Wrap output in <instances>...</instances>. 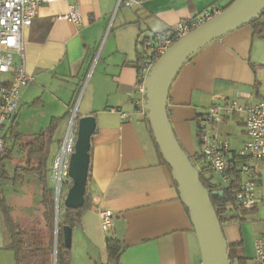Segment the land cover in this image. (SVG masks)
Here are the masks:
<instances>
[{
    "label": "crops",
    "instance_id": "0c3cea01",
    "mask_svg": "<svg viewBox=\"0 0 264 264\" xmlns=\"http://www.w3.org/2000/svg\"><path fill=\"white\" fill-rule=\"evenodd\" d=\"M232 1L142 0L133 8H117L116 0H46L23 30L25 68L33 79L22 89L19 108L4 129L6 148L12 151L8 174L25 161L22 140L58 120L47 149L49 177L60 143L58 139L53 149L55 132L65 124L79 92L76 116L95 118L86 184L92 206L72 230L70 264H104L105 240L111 233L126 247L120 264H203L198 236L170 172L160 162L149 130L130 99L139 54L156 33L167 32L210 6L221 11ZM69 4L79 9L78 25L64 17ZM259 23L258 31L245 24L208 43L183 64L171 83L168 118L192 161L199 151L198 118L214 98L237 97L244 104L264 98V13ZM17 59L14 55V62ZM10 77L0 74V85ZM31 113L33 121L29 122ZM217 131L233 150L246 139L240 116L225 118ZM212 177L218 181L217 176ZM34 183L37 187L36 177L27 174L20 185H2L10 211L18 206L14 202L29 201L25 186ZM255 194L254 208L228 205L225 209L222 230L229 264H260L254 259V242L264 236V162L259 166ZM38 200L37 187L30 198L29 216L42 225ZM100 210L112 213L113 226L108 232L100 226ZM8 242L0 210V264H15Z\"/></svg>",
    "mask_w": 264,
    "mask_h": 264
},
{
    "label": "built area",
    "instance_id": "2783aa9c",
    "mask_svg": "<svg viewBox=\"0 0 264 264\" xmlns=\"http://www.w3.org/2000/svg\"><path fill=\"white\" fill-rule=\"evenodd\" d=\"M46 0H0V74L9 73L10 79L0 85V154L4 152L6 141L4 129L13 119L19 108L22 89L33 76L26 70L24 63L23 30L30 26L38 8ZM142 0H116V7L133 8ZM220 12L210 6L201 13L181 20L167 32L156 33L152 41L139 54L136 65V80L130 102L140 117H145L147 81L150 70L158 58L179 38L200 26ZM79 9L74 4L67 6L64 17L71 23L79 24ZM14 55L17 62H14ZM75 112H73L74 115ZM73 115L63 139L56 149L51 163L49 179L54 200L60 202L66 188L71 185L68 175L70 155L76 141V123ZM240 116L246 139L241 147L233 150L227 138L221 136L217 126L225 118ZM197 140L198 156L194 166L198 172L218 177L215 184L231 189V198L236 207L250 210L257 204L255 189L259 184V166L264 162V98L253 103H241L237 97L214 98L206 113L198 118ZM65 197V196H64ZM100 226L108 232L113 226L110 210H100ZM254 259L264 264V236L255 239Z\"/></svg>",
    "mask_w": 264,
    "mask_h": 264
},
{
    "label": "water",
    "instance_id": "95a60500",
    "mask_svg": "<svg viewBox=\"0 0 264 264\" xmlns=\"http://www.w3.org/2000/svg\"><path fill=\"white\" fill-rule=\"evenodd\" d=\"M264 10V0H233L217 15L176 40L153 64L146 94V111L152 136L170 169L179 199L187 209L203 256V264H229L227 241L199 172L180 146L167 114L168 92L183 64L198 50L228 32L248 24ZM76 141L70 155L68 175L71 185L63 199L67 209L83 204L89 167L90 137L95 130L93 115L76 117ZM53 263L56 261L57 200L55 199ZM72 228L66 226L63 245L71 248Z\"/></svg>",
    "mask_w": 264,
    "mask_h": 264
},
{
    "label": "trees",
    "instance_id": "16d2710c",
    "mask_svg": "<svg viewBox=\"0 0 264 264\" xmlns=\"http://www.w3.org/2000/svg\"><path fill=\"white\" fill-rule=\"evenodd\" d=\"M264 10L256 18H253L248 24L252 25L255 30L261 28L259 18L263 15ZM148 123V130L150 133L152 144L155 148L156 154L160 160L169 170V167L165 164L155 140L152 136L151 127L148 121L147 114L145 116ZM58 120L50 122L49 126L38 134L32 135L29 139H26L23 148L26 152L28 165H17L14 168L13 174L10 176L7 170L4 168V160H10L11 150H8L5 146L4 152L0 154V210L4 216V222L8 233V249L13 251L15 264H47L51 259L52 245H53V230H54V218H55V201L52 186L49 183L48 177V146L52 142V136L56 129ZM191 160V159H190ZM192 164L194 162L191 160ZM33 174L36 177V183L39 191V207L42 211L41 221L48 231V241L46 243L43 240L35 238V242L28 236V232L21 224L14 222L9 214V207L6 204V200L3 194L2 185L4 183H10L17 185L23 181L24 175ZM209 176V177H208ZM206 176L205 170L199 172V179L202 185L209 193V198L215 213L219 219L221 227L225 222L224 212L228 205H233L231 198V189L222 188L221 186L213 183V177L211 175ZM88 181V175L86 184ZM175 185V184H174ZM176 188V185H175ZM58 205L57 208H59ZM92 206V200L90 194L85 188L84 200L82 206L77 209L64 208L63 216L60 215L61 210L57 211V238H56V261L55 264H70L71 248H66L63 245V232L66 226H70L72 230L79 223L81 216L85 211ZM186 212L187 209L185 208ZM188 213V212H187ZM41 223L35 220V232L39 236L40 231L36 227H40ZM38 239V240H37ZM107 261L104 264H120V256L126 248L121 241L113 234H109L105 240ZM229 258V253L227 251ZM51 264V262H50Z\"/></svg>",
    "mask_w": 264,
    "mask_h": 264
},
{
    "label": "rangeland",
    "instance_id": "374dc122",
    "mask_svg": "<svg viewBox=\"0 0 264 264\" xmlns=\"http://www.w3.org/2000/svg\"><path fill=\"white\" fill-rule=\"evenodd\" d=\"M79 94H80V92L78 93V95H77V97H76L73 105L71 106V109L69 111L68 118H67L66 122H64L65 124L63 126L61 124L59 126V128L55 132V135H54V146H52L53 149L54 148L56 149V145H57L58 139L60 141L63 139V137L65 135V132H66V129H67V126H68V122L70 121V119H71V117L73 115V112H75L74 115H73V118L76 121V117H77L76 116V113L78 111V106H79V103H77L78 100H79ZM31 117H33L32 113L28 116V121L29 122L30 121H33V119ZM26 121L27 120H25V123H26ZM143 121H144V123L146 124V126L148 128V123H147L145 117H143ZM143 121H140V125H141V128L143 130H145V126H144ZM14 127H15V125H14ZM21 129H22L21 130L22 133H26L27 130L25 129V127L21 126ZM25 141L26 140H22V142H23L22 145H24ZM22 149L24 151V148L23 147H22ZM23 156H24L23 158H25V161L21 165L26 166V165L29 164V162L27 163L26 152L23 153ZM3 165H4V168L6 170H9L10 171V168H9L10 167V164L8 163V160H4ZM31 175H33V174H31ZM208 175H210V174H206V176H208ZM215 179H216V177H215ZM20 187H23V185L22 186H19L18 187V190H19ZM25 187L28 188V191L24 195H26V197L29 199V201L27 199H24V200L20 199L19 202H14L15 204L17 203L18 206H16L14 208V210L9 211V214H10V216H11V218H12V220L14 222H17V223L21 224L23 227H25V229L28 232V236L31 237V240H33L35 242V238L38 237V239H41V240H43L44 243H46L48 241V238H49L48 237V231H47L46 227L44 226V224H42L41 227H36L40 231L39 236H37V232H35V217L29 216L30 215L29 212H31V211H29L30 205H32L31 204V201H30V198H32L33 197V194H35V190L37 189V187H36L35 183L34 184H29L28 186H25ZM8 189L9 190H12V188H8ZM8 189H7V191H9ZM68 189L69 188L67 186V188H66L65 191H67ZM23 190H25V188ZM64 196H65V193H63V196L60 199V203H59L60 206H59V208H57V211L59 209L61 210V213H60L61 216H63V214H64V208H65L64 205H63ZM10 199L11 198H9V201L12 202ZM53 245H54V230H53ZM53 245H52V255H51V259L49 260V263H47V264H50V262H51V264L53 263ZM11 253L13 254V251H11Z\"/></svg>",
    "mask_w": 264,
    "mask_h": 264
},
{
    "label": "bare ground",
    "instance_id": "6f19581e",
    "mask_svg": "<svg viewBox=\"0 0 264 264\" xmlns=\"http://www.w3.org/2000/svg\"><path fill=\"white\" fill-rule=\"evenodd\" d=\"M60 202H58V205H59ZM58 207V206H57Z\"/></svg>",
    "mask_w": 264,
    "mask_h": 264
}]
</instances>
